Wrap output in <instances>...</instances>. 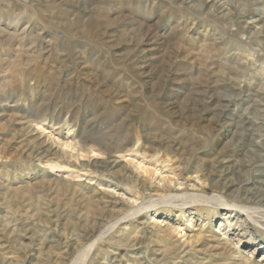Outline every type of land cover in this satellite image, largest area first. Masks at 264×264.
<instances>
[{"label":"rangeland","instance_id":"rangeland-1","mask_svg":"<svg viewBox=\"0 0 264 264\" xmlns=\"http://www.w3.org/2000/svg\"><path fill=\"white\" fill-rule=\"evenodd\" d=\"M260 67L264 0H0V264H264Z\"/></svg>","mask_w":264,"mask_h":264},{"label":"bare ground","instance_id":"bare-ground-1","mask_svg":"<svg viewBox=\"0 0 264 264\" xmlns=\"http://www.w3.org/2000/svg\"><path fill=\"white\" fill-rule=\"evenodd\" d=\"M262 70H264V69H262ZM166 181H167L166 177H162L159 179V182L164 183ZM170 184L172 185L173 188H175V187H178V188L176 190L173 189L168 195H165L164 197L157 198L156 202L158 201V202H160V204L155 205L156 208L159 209V207H163V206L177 207L182 212H187L184 210L185 209L187 210L188 208L194 207V206L196 208H198L199 210L205 209L207 211H209V210L212 211V210H217L219 208H223L224 216L226 219L229 220V222H231L232 216L236 217L239 220L238 223H240L241 220H243V219H245V220L250 219V220L254 221V213H256V210H252V207L248 206V204H246V203L234 202V201L228 200V198L225 196L224 192H219L216 190L212 191V192H207V190H204L202 187L195 185V183L193 186L189 187L188 185H186V183L177 182L173 178L170 179ZM217 184H218V182H217ZM135 206L132 210L133 211L132 215L127 216V217H123V218L119 219L118 221H121V220L127 219V218H131V217L139 214L143 209H146L149 207L147 202H144L141 205H135ZM114 227H116L115 224L112 225V228H114ZM176 230H178V227ZM224 238H226V237L224 236ZM238 246H239L238 243L234 244V247H238ZM92 247H93V242L89 243L87 246H85L82 249L81 253H83V254L89 253V251L91 250Z\"/></svg>","mask_w":264,"mask_h":264}]
</instances>
